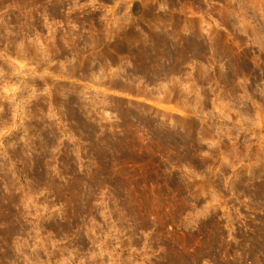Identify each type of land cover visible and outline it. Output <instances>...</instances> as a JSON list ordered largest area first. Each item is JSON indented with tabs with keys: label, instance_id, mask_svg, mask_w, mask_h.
Segmentation results:
<instances>
[{
	"label": "rangeland",
	"instance_id": "1",
	"mask_svg": "<svg viewBox=\"0 0 264 264\" xmlns=\"http://www.w3.org/2000/svg\"><path fill=\"white\" fill-rule=\"evenodd\" d=\"M0 106V264H264V0H0Z\"/></svg>",
	"mask_w": 264,
	"mask_h": 264
},
{
	"label": "bare ground",
	"instance_id": "2",
	"mask_svg": "<svg viewBox=\"0 0 264 264\" xmlns=\"http://www.w3.org/2000/svg\"><path fill=\"white\" fill-rule=\"evenodd\" d=\"M1 107V106H0ZM24 118V117H23ZM2 201H4V200H2Z\"/></svg>",
	"mask_w": 264,
	"mask_h": 264
}]
</instances>
